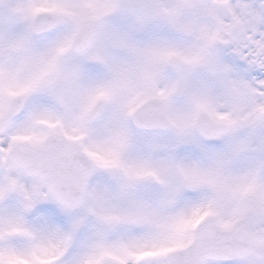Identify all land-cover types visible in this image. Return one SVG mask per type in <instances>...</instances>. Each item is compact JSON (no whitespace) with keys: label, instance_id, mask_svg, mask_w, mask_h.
<instances>
[{"label":"snow or ice","instance_id":"obj_1","mask_svg":"<svg viewBox=\"0 0 264 264\" xmlns=\"http://www.w3.org/2000/svg\"><path fill=\"white\" fill-rule=\"evenodd\" d=\"M0 264H264V0H0Z\"/></svg>","mask_w":264,"mask_h":264}]
</instances>
